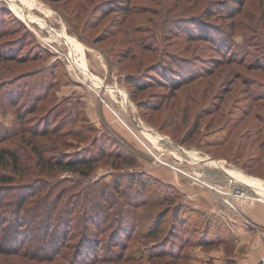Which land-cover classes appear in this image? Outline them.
Masks as SVG:
<instances>
[{"label": "rangeland", "instance_id": "374dc122", "mask_svg": "<svg viewBox=\"0 0 264 264\" xmlns=\"http://www.w3.org/2000/svg\"><path fill=\"white\" fill-rule=\"evenodd\" d=\"M5 149L0 264H236L159 161L264 180V0H0Z\"/></svg>", "mask_w": 264, "mask_h": 264}, {"label": "crops", "instance_id": "0c3cea01", "mask_svg": "<svg viewBox=\"0 0 264 264\" xmlns=\"http://www.w3.org/2000/svg\"><path fill=\"white\" fill-rule=\"evenodd\" d=\"M251 178L253 177L251 176ZM259 178L260 177L253 179L258 180L260 182L264 181L261 180L262 178ZM172 183L174 187L179 190L182 194H185L188 191L192 193L193 191L192 188H185L183 191V186L185 183H183L181 180H177L176 182ZM195 199L197 201L195 204H197L200 209H202L209 215L217 216L218 214L223 223L225 224L224 227H229L228 230L226 229V235L229 239L231 238L233 241L231 243H228L227 246L232 251V254L229 258H226L225 260L234 262L236 264H264L263 202H249L247 204H252L251 206L241 207V209L234 207V209H237L238 211V215L235 217L233 213L227 210L225 211L224 206H222V204H219L218 197L213 193H210L208 191H198L196 192ZM231 214L234 217L231 216ZM229 220L232 223H229Z\"/></svg>", "mask_w": 264, "mask_h": 264}, {"label": "built area", "instance_id": "2783aa9c", "mask_svg": "<svg viewBox=\"0 0 264 264\" xmlns=\"http://www.w3.org/2000/svg\"><path fill=\"white\" fill-rule=\"evenodd\" d=\"M180 158L175 164H167L160 162V164L171 168L172 170L179 171L184 176L192 179V181L200 184L201 186L214 191L220 197L222 206L229 207L234 210L233 202H262L261 197L257 195L252 187H247L238 182L234 177L227 174L228 170L225 162L213 161L214 175L212 172L207 175L204 172H182L176 167L177 163L181 161ZM224 163V164H223ZM264 186V183L261 182Z\"/></svg>", "mask_w": 264, "mask_h": 264}, {"label": "trees", "instance_id": "16d2710c", "mask_svg": "<svg viewBox=\"0 0 264 264\" xmlns=\"http://www.w3.org/2000/svg\"><path fill=\"white\" fill-rule=\"evenodd\" d=\"M42 135L45 136V135H47V133H43ZM32 150H35V149L32 147ZM33 153L37 156L38 159H40V160H42L44 162V160L42 159V156H41V154L39 152H35L34 151ZM6 159H7V161H6ZM55 166L58 167L61 170H73V168H75L74 162H71V161L70 162H65V163L58 162L57 165H55ZM1 167H9L11 172H13V173L17 172L16 157H15V154H14V152L12 150L5 149L3 151H0V168ZM89 168H90V166H89ZM1 202H2V200L0 198V204H1ZM39 205L40 204H37L36 207H33L32 210H29L27 212L28 213L27 216L31 217V216L37 214L36 208ZM3 215H5V211L0 210V220L2 218H4ZM29 220L30 219H28L27 223H30ZM24 224H26V223H24ZM79 258H80V259H78L79 262L86 264V262L90 261L92 257H91V255L89 253V254H85V255L82 254V256L79 257Z\"/></svg>", "mask_w": 264, "mask_h": 264}, {"label": "bare ground", "instance_id": "6f19581e", "mask_svg": "<svg viewBox=\"0 0 264 264\" xmlns=\"http://www.w3.org/2000/svg\"><path fill=\"white\" fill-rule=\"evenodd\" d=\"M236 177L240 178L247 187H252L256 191L257 195L261 197V200L264 203V187L261 184L248 176L243 177L240 174H237Z\"/></svg>", "mask_w": 264, "mask_h": 264}]
</instances>
